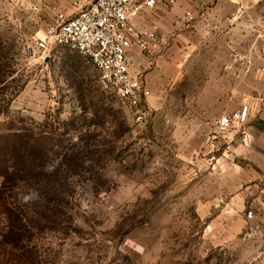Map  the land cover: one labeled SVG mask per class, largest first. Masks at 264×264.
<instances>
[{
  "label": "rangeland",
  "instance_id": "374dc122",
  "mask_svg": "<svg viewBox=\"0 0 264 264\" xmlns=\"http://www.w3.org/2000/svg\"><path fill=\"white\" fill-rule=\"evenodd\" d=\"M82 1L0 0V230H18L4 237L15 264H264V0L160 14L179 23L158 30L176 61L146 129L85 56L36 48ZM244 104L246 134H220ZM32 142L29 167L18 151Z\"/></svg>",
  "mask_w": 264,
  "mask_h": 264
},
{
  "label": "built area",
  "instance_id": "2783aa9c",
  "mask_svg": "<svg viewBox=\"0 0 264 264\" xmlns=\"http://www.w3.org/2000/svg\"><path fill=\"white\" fill-rule=\"evenodd\" d=\"M75 12L68 15L57 12L54 23L44 38H36L38 50L49 53L61 47L85 56L99 73L100 84L113 90L123 102L135 123L146 129L150 119L148 98L151 93L139 78L132 76L131 52L138 48L152 56L165 38L154 25L148 31H139L134 21L144 12L170 13L175 0H93L77 2ZM194 19L187 13L184 22ZM264 74V65L261 68ZM257 114L264 111V95L257 99ZM251 108L244 104L236 112L222 116L216 123L219 133L229 134L238 129L246 134Z\"/></svg>",
  "mask_w": 264,
  "mask_h": 264
},
{
  "label": "crops",
  "instance_id": "0c3cea01",
  "mask_svg": "<svg viewBox=\"0 0 264 264\" xmlns=\"http://www.w3.org/2000/svg\"><path fill=\"white\" fill-rule=\"evenodd\" d=\"M152 13L155 12L146 11L134 21V25L139 31H148L153 25H157L160 32L163 33V30L166 31L170 29L169 27H173V24L175 23L173 15L160 16V14L162 15L164 13L159 12L157 14L160 19L157 20ZM165 25H168V28H165ZM176 25L178 26L179 23ZM173 54L175 55L174 46L167 43L166 40L161 43L152 56L145 55L138 48H134L131 52L133 62V67L131 69L132 76L142 80L145 84V88L151 92L150 89L153 87V82L159 83L163 80L165 67L168 65L167 59L170 58V61L173 63L176 61ZM252 111L254 112V109L251 108V113ZM255 111L257 110L255 109ZM259 119L260 122L257 121L253 123L254 131L262 133L264 131V115H262Z\"/></svg>",
  "mask_w": 264,
  "mask_h": 264
},
{
  "label": "trees",
  "instance_id": "16d2710c",
  "mask_svg": "<svg viewBox=\"0 0 264 264\" xmlns=\"http://www.w3.org/2000/svg\"><path fill=\"white\" fill-rule=\"evenodd\" d=\"M9 138V137H8ZM12 138V140L11 141H14L12 144L14 145V147H15V149H16V151L17 150H19V147H20V144L19 145H17L18 144V141H16V136H12V137H10V139ZM33 143V142H32ZM35 148H37V146H36V144L35 143H33V144H30V145H28V147L27 148H22V151H18V152H20V156L22 155V158H24L25 159V164L27 165V166H29V167H32L33 166V164H34V153H35ZM8 174H7V172H4V176H3V179H8V176H7ZM4 184H6L5 182H4ZM2 206H4V204L2 205V202H0V210H1V208H2ZM19 207H21V205H19V206H17L15 209L16 210H19ZM7 212L9 211V209L8 210H6ZM1 225V224H0ZM11 228V227H10ZM16 230V229H14V228H11V229H8V231H11V234L12 233H15L14 231ZM8 231H6V228L5 229H2V231L0 230V258H3V260L4 261H6L5 263L7 264H15L16 262H15V260H14V258H12V254H14L13 253V251H10L9 252V248L10 247H12V246H10L8 243H6V241L4 240V237H6V235H7V232ZM16 231H18V230H16ZM1 232H3V236L1 235ZM10 233V232H9ZM5 235V236H4ZM15 247H17L16 245H14ZM13 250H14V248H13ZM1 264V263H0Z\"/></svg>",
  "mask_w": 264,
  "mask_h": 264
}]
</instances>
